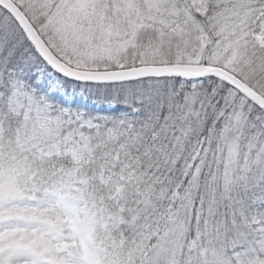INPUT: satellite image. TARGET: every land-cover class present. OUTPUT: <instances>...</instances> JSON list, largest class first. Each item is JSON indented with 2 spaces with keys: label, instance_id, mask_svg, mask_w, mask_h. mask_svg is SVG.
I'll list each match as a JSON object with an SVG mask.
<instances>
[{
  "label": "snow or ice",
  "instance_id": "1",
  "mask_svg": "<svg viewBox=\"0 0 264 264\" xmlns=\"http://www.w3.org/2000/svg\"><path fill=\"white\" fill-rule=\"evenodd\" d=\"M0 264H264V0H0Z\"/></svg>",
  "mask_w": 264,
  "mask_h": 264
}]
</instances>
